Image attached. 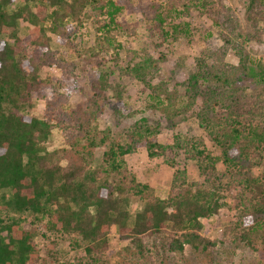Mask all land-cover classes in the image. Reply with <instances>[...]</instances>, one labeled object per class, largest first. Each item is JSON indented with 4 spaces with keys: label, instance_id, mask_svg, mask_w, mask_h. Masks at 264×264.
I'll return each mask as SVG.
<instances>
[{
    "label": "trees",
    "instance_id": "obj_1",
    "mask_svg": "<svg viewBox=\"0 0 264 264\" xmlns=\"http://www.w3.org/2000/svg\"><path fill=\"white\" fill-rule=\"evenodd\" d=\"M21 1L9 12L13 0H0V209L14 213L0 218V264L39 262V229L43 238L74 235L90 254L106 247L113 226L126 243L108 256L92 257L96 264H264V77L249 85L255 77L249 43L264 35V0ZM235 2L241 4L239 16ZM193 9L211 21L215 33L176 20ZM124 13H140L160 42H191L197 34L201 46L185 77L184 102H178L176 87L155 82L163 54L142 50L127 67L147 88L146 104L168 120L185 112L205 123L214 120L209 133L216 152L190 137L161 143L156 129L142 121L126 130V143L115 141L110 128L98 127V117L105 106L118 119L133 111L123 108L119 86L101 74L90 79V96L71 101L77 68L93 70L109 51L118 61V33L133 32L118 20ZM19 21L28 25L24 33ZM86 22L95 31L94 44L81 49L76 33ZM229 50L236 62L227 60ZM43 67L61 76L42 77ZM35 99L44 103L41 116L21 111ZM54 128L61 141L49 151ZM138 145L173 168L164 197L121 159ZM86 146H107L99 166H92ZM187 160L196 179L187 175ZM132 200L141 207L131 217ZM220 215L226 223L219 235L203 234V219Z\"/></svg>",
    "mask_w": 264,
    "mask_h": 264
},
{
    "label": "rangeland",
    "instance_id": "obj_2",
    "mask_svg": "<svg viewBox=\"0 0 264 264\" xmlns=\"http://www.w3.org/2000/svg\"><path fill=\"white\" fill-rule=\"evenodd\" d=\"M163 1V0H160ZM22 3L21 0H13L8 7L9 12L14 10L17 5ZM235 13L239 16L241 12V4L238 2L232 3ZM118 20L127 25L128 28L133 30L132 33L123 29L118 33L117 39L120 43V49L118 50L119 58L116 62L115 57H110L112 51L108 52V55L103 58H99V63L92 70L83 66L77 68L75 71L74 86L71 89V101L76 103L77 101L90 96L92 94L90 87V79H96L99 74L107 78V82L116 85L121 89L122 94V106L128 113L133 111V116L125 119L116 118L108 106H105L104 111L98 117L97 123L100 129L106 127L110 128L112 138L120 143H126L125 132L127 129L133 126L135 121H142L146 126L154 127L156 131L154 135L161 143H173L176 137H190L198 139L204 143L208 149H212V142L210 140V131L213 129L214 120L208 119L207 123L204 120H198L191 112H185L177 115L171 120H168L165 114L154 108H150L146 103L147 88L138 79L133 77L130 73V69L127 67V63L130 62V66L133 64V59L140 56L142 50H148L149 54L155 57L163 54L164 60L159 64L158 76L155 82L161 80L169 83V87H176L179 96H177L178 102L185 101L183 92L185 90V77L187 72L193 65V59L197 50L201 46V41L198 40L197 34H194L195 40L188 42L183 38L174 42L162 41L151 36L149 31V23L145 20L140 13L138 14H126L121 15ZM177 21L184 20L190 24V26L199 25L204 28L213 29L214 33L216 27L212 25L211 21L205 16L201 15L198 10H191L189 14L176 17ZM20 32L24 33L28 25L25 22H18ZM95 31L89 22H86L82 28L76 33V41L79 47L86 48L94 44ZM53 48L59 46L52 41ZM129 50V51H128ZM136 51L134 55L132 52ZM250 54V72L252 70L254 79L249 81V85L254 86L255 80L264 77V35L261 36V42L251 41L249 43ZM227 60L230 62H236L233 51L227 52ZM115 59V61H114ZM136 60V59H135ZM259 61V62H258ZM260 65H259V64ZM42 77L50 76L55 81L61 76V72L55 68L43 67L40 71ZM259 81V80H258ZM251 89V88H250ZM107 98L114 102L113 92L109 90L106 94ZM43 101L35 99L31 107L23 108L21 111L35 116H41L43 109ZM213 121V122H212ZM61 136L59 131L54 128L52 135L46 142L47 149L52 151L59 146ZM107 146L103 147H89L86 146L85 150L91 153L92 166H99L101 163V154L103 150H106ZM177 156H182L181 152L177 153ZM121 159L127 164L129 169L134 172L137 178L147 183L154 189L155 194L164 197L167 194L173 168L170 167L162 156L150 157L147 154L144 145H138L135 151L131 153H125L121 156ZM264 161V159H263ZM218 171L222 174L223 166L217 164ZM187 175L191 179H196L198 173L196 167L191 160H187L186 164ZM141 207V202L132 200L130 203L131 217L135 210ZM11 210L0 209V218L9 217L13 215ZM29 215L27 216V219ZM26 219V221H27ZM226 223L223 216L218 218L212 216L208 219H203L202 233L210 237H216L219 235L220 230ZM26 225V224H25ZM42 229L35 234V241L39 248V254L41 260L35 264H96L92 257H104L108 256L110 251H115L122 247L126 240L122 239L115 226L111 227L107 236L106 247L99 250H93L90 254H87L84 248V243L76 236L65 233H52L48 234L47 238L40 236ZM49 250V251H48ZM48 252H52L56 257L48 255ZM233 264L237 263V260H233Z\"/></svg>",
    "mask_w": 264,
    "mask_h": 264
}]
</instances>
